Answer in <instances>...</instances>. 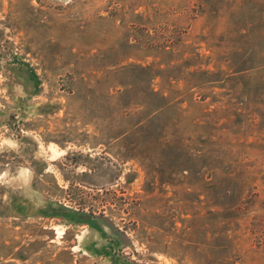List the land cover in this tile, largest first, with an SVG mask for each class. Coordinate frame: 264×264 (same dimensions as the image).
<instances>
[{"label":"rangeland","instance_id":"1","mask_svg":"<svg viewBox=\"0 0 264 264\" xmlns=\"http://www.w3.org/2000/svg\"><path fill=\"white\" fill-rule=\"evenodd\" d=\"M4 138L0 264H264V0H0Z\"/></svg>","mask_w":264,"mask_h":264},{"label":"clouds","instance_id":"2","mask_svg":"<svg viewBox=\"0 0 264 264\" xmlns=\"http://www.w3.org/2000/svg\"><path fill=\"white\" fill-rule=\"evenodd\" d=\"M4 144H7L9 145L10 147H15V143L10 140V139H7V138H4V139H0V145H4ZM28 170H25V172H27ZM7 173H0V181H2L3 177L6 176Z\"/></svg>","mask_w":264,"mask_h":264}]
</instances>
